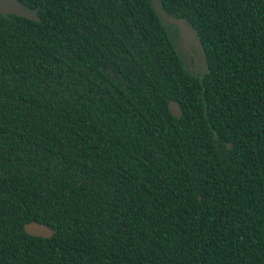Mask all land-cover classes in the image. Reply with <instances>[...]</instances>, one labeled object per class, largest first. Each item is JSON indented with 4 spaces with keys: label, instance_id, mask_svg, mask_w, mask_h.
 Wrapping results in <instances>:
<instances>
[{
    "label": "trees",
    "instance_id": "obj_1",
    "mask_svg": "<svg viewBox=\"0 0 264 264\" xmlns=\"http://www.w3.org/2000/svg\"><path fill=\"white\" fill-rule=\"evenodd\" d=\"M18 1L39 20L0 14V264H264V0H158L198 77L152 0Z\"/></svg>",
    "mask_w": 264,
    "mask_h": 264
},
{
    "label": "water",
    "instance_id": "obj_2",
    "mask_svg": "<svg viewBox=\"0 0 264 264\" xmlns=\"http://www.w3.org/2000/svg\"><path fill=\"white\" fill-rule=\"evenodd\" d=\"M153 7L157 14L160 16L162 20L166 22H172L178 26L179 36L181 38V42L186 50L191 49V46L194 42H197L195 38L194 31L187 25L184 24L181 20H173L165 15L163 10L160 7L158 0H152ZM0 14L2 16L15 15L21 18H25L31 21H38V9H32L28 6H25L18 0H0ZM168 107L175 117H180L181 109L178 103L171 101L168 104ZM23 230L26 234L38 238H51L55 230L50 228L48 225L37 222L30 221L23 225Z\"/></svg>",
    "mask_w": 264,
    "mask_h": 264
},
{
    "label": "flooded vegetation",
    "instance_id": "obj_3",
    "mask_svg": "<svg viewBox=\"0 0 264 264\" xmlns=\"http://www.w3.org/2000/svg\"><path fill=\"white\" fill-rule=\"evenodd\" d=\"M32 9H38V8H32ZM193 44L194 45L191 46L192 48L187 50V56L185 57V64H183V68H185L186 71L190 73L191 75H193L194 77H198V76H201L205 71L204 57L201 52L199 42L198 43L194 42ZM171 101H174V100H170L169 102ZM169 102L167 103V107H168ZM178 105L181 109V115L178 118L172 115L168 107L170 114L177 120H179L182 116V108L179 103Z\"/></svg>",
    "mask_w": 264,
    "mask_h": 264
},
{
    "label": "rangeland",
    "instance_id": "obj_4",
    "mask_svg": "<svg viewBox=\"0 0 264 264\" xmlns=\"http://www.w3.org/2000/svg\"><path fill=\"white\" fill-rule=\"evenodd\" d=\"M194 45V44H193Z\"/></svg>",
    "mask_w": 264,
    "mask_h": 264
}]
</instances>
